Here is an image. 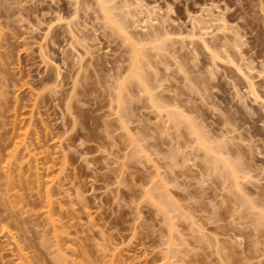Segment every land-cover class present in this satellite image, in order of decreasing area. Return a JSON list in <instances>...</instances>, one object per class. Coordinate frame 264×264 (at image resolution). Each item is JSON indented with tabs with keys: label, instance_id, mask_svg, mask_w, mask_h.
<instances>
[{
	"label": "rangeland",
	"instance_id": "rangeland-1",
	"mask_svg": "<svg viewBox=\"0 0 264 264\" xmlns=\"http://www.w3.org/2000/svg\"><path fill=\"white\" fill-rule=\"evenodd\" d=\"M140 1L116 11L152 95L125 81L133 42L95 0H0V264H264V105L191 36L212 14L200 31L237 42L262 91L264 2ZM188 120L231 151L240 188Z\"/></svg>",
	"mask_w": 264,
	"mask_h": 264
},
{
	"label": "bare ground",
	"instance_id": "bare-ground-1",
	"mask_svg": "<svg viewBox=\"0 0 264 264\" xmlns=\"http://www.w3.org/2000/svg\"><path fill=\"white\" fill-rule=\"evenodd\" d=\"M89 2V1H88ZM95 2H96V4H97V6H98V9H99V11L101 12V14H102V16H103V19H104V22H105V25L107 26V27H109V28H111L112 29V31H115V32H117V33H119V34H121L122 36H123V38H124V40H128L127 42H129V41H131V42H133V55H132V63H131V67H130V73H129V75L125 78V81H126V79L127 80H129L130 78H136V81H138L139 83H141L142 85H143V89H144V91H148L149 93H150V89H148L147 87H146V85H145V87H144V80L143 81H141L143 78H142V76L143 75H141L142 73H141V66H140V61H141V57H142V55L144 54V52L142 51V49L140 48V46L138 47L136 44H135V42H134V39H133V36H132V33L128 30V28H127V26H125L124 24H123V20H122V18H120L119 16H118V11H116L117 9L119 10V12H123L124 14H130L131 13V10L132 9H134V11L133 12H135V13H140V14H142V13H147V11L148 10H144V8H146V7H144V6H142V4H141V1L140 0H134V1H132V0H124L123 1V4H122V6L121 7H118V6H116V4L112 1V0H95ZM262 2H264V0L263 1H261V3ZM79 3V2H78ZM76 4H77V2H76ZM75 4V5H76ZM134 4V5H133ZM261 5V4H260ZM263 5V4H262ZM77 6V5H76ZM75 6V7H76ZM88 6H89V4H88ZM133 7V8H132ZM144 7V8H143ZM263 8V7H262ZM209 10H210V8H208ZM207 9V10H208ZM218 10H220V9H218ZM77 9H76V11H75V13L74 14H77ZM146 11V12H145ZM256 11V10H255ZM152 12V11H151ZM210 11H208V14H211V13H209ZM59 13V12H58ZM56 14H57V11H56ZM150 13L148 12V14H147V19H149V21L150 22H153V21H151V20H153V19H151V17H149L150 15H149ZM207 14V15H208ZM57 15H59V14H57ZM61 15H62V13H61ZM133 15H134V13H133ZM212 15V14H211ZM211 15H209L210 17H204V16H199V17H196V21H193V22H195L194 24H193V29H194V31H193V33L191 34V36H197L196 38L197 39H199V41L201 42V44L203 45V47L209 52V55H210V59H211V61H212V64L214 65V66H218V64H219V62H222V63H224V64H226L227 66H235L234 68H236L235 69V71L237 70V75L239 74L240 76V78L239 77H237V79L236 80H238V78L240 79L239 81H243V83L244 84H242L241 82H239V84H242V85H245V87H246V89H247V91H248V93L250 94V95H248V96H251V98L253 99L254 98V100H259V101H261L262 102V104L264 105V95H263V92H264V90H262V91H260L257 87V81L255 82L254 81V78H255V75H253V72H252V70L255 68L254 67V65H252V63L250 62V63H244L243 65L242 64H240V62L237 64L236 62H235V59H234V57H233V52H235L236 50L237 51H239V47H240V45H238L237 44V42H235L234 41V43L232 44V46L231 47H229L228 45H226V44H224V45H217L216 43H215V45H214V47L209 43V41L207 40V38L205 37V33L204 32H202V31H200V30H202V29H204V28H206L205 27V25H206V23H210V22H212V21H215L214 20V18L213 19H211L212 18V16ZM63 16V15H62ZM130 18V17H129ZM153 18V17H152ZM168 18V17H167ZM209 18V19H208ZM216 18V17H215ZM61 19V17L59 16V20ZM65 19V18H64ZM151 19V20H150ZM160 19V18H159ZM221 19V18H220ZM223 20H222V23L221 24H219V25H217V29L219 30V28H220V30L221 29H225V28H227V22H226V20H224V18H222ZM144 20V19H143ZM71 22V21H70ZM134 22V21H133ZM149 22V23H150ZM156 22V21H155ZM62 23V22H61ZM147 23H148V21H147ZM154 23V22H153ZM159 24V23H158ZM59 25V24H58ZM72 25V24H71ZM151 25V24H150ZM153 25V24H152ZM67 27H68V30L70 31V33H72L73 34V29L70 27V23H68L67 24ZM140 27V26H139ZM160 28V27H159ZM51 29V25L50 26H48L47 27V32L49 33V30ZM145 29H146V27H145ZM197 29V30H196ZM153 30V29H152ZM195 30H196V32H198V33H196L195 32ZM80 31V30H79ZM90 31V30H89ZM138 31V30H137ZM223 31V30H222ZM160 32V31H159ZM159 32H157V33H159ZM192 32V31H191ZM218 32H220V31H218ZM60 33V30L57 32V34H59ZM134 33V32H133ZM156 35V34H155ZM169 35V33L167 32V34H166V37H168V39L170 38V36H168ZM56 36V35H55ZM74 36V35H73ZM185 36V35H184ZM236 36H238V34H236ZM54 37V36H53ZM77 37V36H76ZM157 37V36H156ZM182 38V37H181ZM226 38V40L227 41H229L230 40V38L229 37H225ZM43 39V38H42ZM157 40H158V37L156 38ZM165 39H167V38H164L163 39V41L165 40ZM236 39V38H235ZM47 40V39H46ZM72 40V39H71ZM160 40H162V39H159V43H157L156 45L158 46V44L159 45H163V43H162V41L160 42ZM69 41V40H68ZM156 41V40H155ZM218 40H216V42H217ZM70 42V41H69ZM72 42H70V45H73V44H71ZM156 43V42H155ZM161 43V44H160ZM214 43V42H213ZM227 43H229V42H227ZM142 44H144V43H142ZM146 45H149V44H146ZM151 45V44H150ZM152 45H154V44H152ZM155 45V46H156ZM155 46H153V47H155ZM219 46H220V49L222 50V51H219ZM73 47V46H72ZM146 47V46H145ZM42 48V47H41ZM149 48H151V47H149ZM44 49V48H43ZM144 49V48H143ZM158 49V48H157ZM48 50V49H47ZM43 51V50H42ZM236 51V52H237ZM172 52V51H171ZM235 52V53H236ZM168 53V52H167ZM81 55H83V54H81ZM170 55H172V54H170ZM192 55V54H191ZM198 56V55H197ZM44 57H45V53H44ZM145 57V56H144ZM157 57V56H156ZM163 57V56H162ZM48 58V57H47ZM120 58V57H119ZM243 57H241V59H242ZM131 59V58H130ZM246 59V58H245ZM147 61V60H146ZM241 61V60H240ZM177 63V62H176ZM211 63V62H210ZM79 64V63H78ZM213 66V67H214ZM230 66V67H231ZM60 67V66H59ZM152 67V66H151ZM55 69V68H54ZM258 71H264V69H259ZM59 72V71H58ZM79 72V71H78ZM128 72V71H127ZM257 72V71H256ZM62 73V72H61ZM156 73V72H155ZM182 74H184V73H182ZM262 73H259V76H262L261 75ZM156 76V75H155ZM60 77V76H59ZM78 78V77H77ZM236 78V77H235ZM194 80H196V79H194ZM125 81H123L122 83H120V85H119V93H120V91H121V89H123L124 87H125V85H124V83H125ZM158 81V80H157ZM77 82V81H76ZM128 82H130V81H128ZM146 82V81H145ZM237 82V81H236ZM162 84V83H161ZM236 85H238L237 83H234L233 82V87L235 86L236 88H237V86ZM262 85H263V87H264V83H262ZM75 86V85H74ZM192 87H194V86H192ZM261 89H263V88H261ZM236 90V89H235ZM117 91V90H116ZM155 91V90H154ZM192 91V90H191ZM238 92V91H237ZM121 93H122V91H121ZM199 93V92H198ZM151 94V93H150ZM237 94H239V92L237 93ZM120 95V94H119ZM118 95V96H119ZM152 95V94H151ZM150 95V96H151ZM155 95V94H154ZM253 96V97H252ZM127 98V97H126ZM129 98V97H128ZM237 98H239V97H237ZM120 99H121V96H120ZM242 99V98H241ZM122 100V99H121ZM155 101H157V100H155ZM258 101V103H260ZM261 104V103H260ZM263 105H261V106H263ZM154 106V105H153ZM160 106V105H159ZM119 107V106H118ZM161 109H163L162 108V106L160 107ZM264 108V107H263ZM118 110H120V109H118ZM180 110V109H179ZM183 111H181L180 113H182ZM175 113H176V116L179 118H182V114H177V112L176 111H170V112H168V114H169V116L168 117H170L169 118V120L171 119H174V118H177V117H175ZM161 115V114H160ZM185 116H186V114H185ZM119 117H121V116H119ZM177 118V119H178ZM164 119V118H163ZM177 119H174L173 121H175V120H177ZM244 119V118H243ZM183 120V119H182ZM240 122V121H239ZM177 123H179V122H177ZM123 124V123H122ZM188 126H190V128H191V133L193 134V136L195 135V137H196V142H197V144H198V146H199V148H201V149H203L204 151H205V153L206 154H211L212 155V164H213V168L214 169H218L219 170V172L221 173V174H224L225 176H230V177H232L233 178V180H234V183L239 187V186H241L242 185V183L240 182L241 180H239V179H242L243 177H241L240 176V172L242 171V172H244V170H239L238 169V167H236V165H235V162H232V160H230V158H228V155H230V153H231V151H229V149L226 151V149H224L223 147H224V145H222L221 146V144L220 143H218V145L216 146V145H213L214 143H212L211 142V140H210V138H208V137H205L206 135H201V133H200V130L197 128V126H196V128H195V126H193V121L191 120H188ZM124 125H127V124H124ZM233 125H234V123H233ZM230 127V126H229ZM232 131V130H231ZM179 135V134H178ZM181 136V135H180ZM229 136V135H228ZM234 136V135H233ZM227 138V137H226ZM224 139V138H223ZM243 139V138H242ZM232 140V139H231ZM138 145V144H137ZM179 146V145H178ZM180 147V146H179ZM234 149V148H233ZM242 153V152H241ZM226 154H228V155H226ZM226 156V157H225ZM235 159H237V158H235ZM211 161V160H210ZM250 165V164H249ZM246 173V172H245ZM243 174V173H242ZM244 175V174H243ZM246 175V174H245ZM251 176V175H250ZM248 177V176H247ZM252 177V176H251ZM226 178V177H225ZM249 179V178H248ZM226 181V180H225ZM161 182V181H160ZM226 183V182H225ZM234 184V185H235ZM245 185H247V184H245ZM244 187V186H243ZM240 188V187H239ZM238 188V189H239ZM259 188V187H258ZM159 192V191H158ZM239 192V191H238ZM242 192V191H241ZM247 200H250V199H247ZM258 201V200H257ZM252 203V202H251ZM263 203V202H262ZM260 204V203H259ZM252 206H254L253 204H252ZM157 209H159V208H157ZM163 209V208H162ZM256 209V208H255ZM263 210V209H262ZM260 214V213H259ZM167 215H169V214H167ZM259 218H261V217H259ZM262 218H264V217H262ZM261 222V221H260Z\"/></svg>",
	"mask_w": 264,
	"mask_h": 264
}]
</instances>
